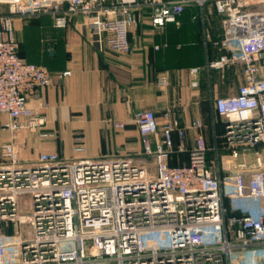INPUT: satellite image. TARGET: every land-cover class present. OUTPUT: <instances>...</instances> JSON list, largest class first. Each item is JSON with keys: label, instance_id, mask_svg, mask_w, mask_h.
I'll use <instances>...</instances> for the list:
<instances>
[{"label": "built area", "instance_id": "2783aa9c", "mask_svg": "<svg viewBox=\"0 0 264 264\" xmlns=\"http://www.w3.org/2000/svg\"><path fill=\"white\" fill-rule=\"evenodd\" d=\"M208 2L223 16L216 43L223 52L205 68L241 63L244 74L236 94L213 101L212 146L197 136L189 149L177 113L166 111L160 125L152 110L137 112L135 125L141 156L152 159L155 171L134 156L82 157L80 133L71 158L54 152L23 161L14 143L2 145L0 264H231L235 252L264 249V208L253 212L237 203L264 202V8L248 9L264 0H0L7 6L0 12V117L9 118L2 130L14 135L47 122L29 99L50 84V72L20 55L16 18L49 14L65 28L80 15L109 51L127 55L140 8H149L152 26L162 28L178 24L186 4ZM203 71L188 70L192 88ZM160 81L168 83L165 76ZM203 127L199 119L189 126ZM176 154H188V163L172 164ZM23 203L30 213L22 212Z\"/></svg>", "mask_w": 264, "mask_h": 264}, {"label": "crops", "instance_id": "0c3cea01", "mask_svg": "<svg viewBox=\"0 0 264 264\" xmlns=\"http://www.w3.org/2000/svg\"><path fill=\"white\" fill-rule=\"evenodd\" d=\"M263 8L253 2L248 9ZM136 15L139 23L129 33L132 51L127 55L109 51L80 15L73 16L65 28H57L49 14L16 18L20 55L50 72V84L29 99V106L46 116L47 122L40 129H23L13 135L2 130L9 118L1 116L0 148L14 143L23 161L54 152L71 158L75 157L73 136L80 133L86 143L82 157L134 156L155 171L152 159L141 156L142 138L135 125L136 113L144 110L155 112L160 125L166 111L177 113L181 127L187 128V147L196 146L197 136L211 147L213 101L236 94L244 82L241 63L224 70L205 68L223 52L216 44L223 38V16L209 2L203 7L186 4L178 24L162 28L152 26L151 10L147 7L137 10ZM193 67L204 68L198 88L190 86L188 70ZM64 72L70 74L62 76ZM164 76L168 79L166 85L160 81ZM197 119L204 125L199 131L189 128ZM114 122L124 123L125 128H115ZM151 140L155 147V138ZM175 142L178 144L176 135ZM209 156L213 157L212 153ZM188 161V154H176L171 163L182 165ZM225 205L233 208L229 200H225ZM262 208L264 202L247 210Z\"/></svg>", "mask_w": 264, "mask_h": 264}, {"label": "rangeland", "instance_id": "374dc122", "mask_svg": "<svg viewBox=\"0 0 264 264\" xmlns=\"http://www.w3.org/2000/svg\"><path fill=\"white\" fill-rule=\"evenodd\" d=\"M257 10V9H255ZM0 12H6V6H0ZM18 22V21H17ZM17 22L14 23V30L16 32V24ZM20 22V21H19ZM1 136V135H0ZM22 154V151H20ZM0 161H2V152L0 148ZM151 168L154 169V166L151 164ZM27 201V198H25ZM237 203L243 206L244 209L250 208L251 206L255 205L258 206L257 202L244 199V200H237ZM21 209L23 213H30L31 208H28L24 203L21 204ZM254 212H256L254 210ZM28 230H31L29 227L28 228H23V233H26ZM32 231V230H31ZM231 264H264V249H258L256 252V255H250L248 252H235L231 254Z\"/></svg>", "mask_w": 264, "mask_h": 264}, {"label": "trees", "instance_id": "16d2710c", "mask_svg": "<svg viewBox=\"0 0 264 264\" xmlns=\"http://www.w3.org/2000/svg\"><path fill=\"white\" fill-rule=\"evenodd\" d=\"M228 207H229V205H228ZM229 210L232 211L230 207H229ZM231 213H232V212H230V214H231Z\"/></svg>", "mask_w": 264, "mask_h": 264}]
</instances>
